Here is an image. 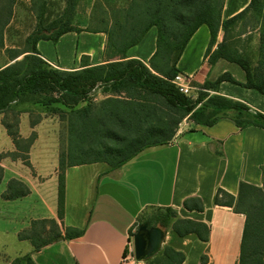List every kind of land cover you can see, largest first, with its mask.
Masks as SVG:
<instances>
[{"label": "crops", "instance_id": "obj_1", "mask_svg": "<svg viewBox=\"0 0 264 264\" xmlns=\"http://www.w3.org/2000/svg\"><path fill=\"white\" fill-rule=\"evenodd\" d=\"M250 0H224L221 21L242 10ZM152 32L147 49L139 48ZM143 39L128 49L127 55L147 62L155 51L156 30L150 28ZM220 30L217 41H221ZM200 35V40L195 41ZM210 39L202 24L186 44L177 68L196 85L214 80L224 72L244 81V71L233 62L219 59L210 64L204 57ZM106 34L101 29L68 31L56 42L39 40V56L61 70L94 66L108 61ZM216 45L213 46L215 48ZM21 57V56H20ZM19 57V58H20ZM0 58V68L10 63ZM102 99L105 96L97 89ZM216 93L246 104L252 112L264 114V95L229 81H222ZM33 106L41 118L32 125L30 112L19 116V134L35 139L28 148L30 165L20 157L0 156L3 175L0 181V239L17 240L11 258L30 255L35 264H138L133 257L131 233L140 219L152 210L176 213L165 230L164 244H171L184 254L182 264H239L245 215L233 206L216 204L218 189L237 196L241 182L261 186L264 164V128L239 127L232 109L211 125L195 123L189 118L178 124L174 137L165 144L146 147L122 166L112 169L105 162L77 164L64 171L63 216H58V155L62 142L55 117ZM223 112V111H222ZM0 114V154L18 151L2 123ZM185 119V120H186ZM10 179L22 181L29 192L15 199H5ZM198 198L201 210L187 209L189 198ZM190 203V202H189ZM55 219L65 227L82 229L71 239L58 238L34 249L29 240L19 239L18 232L34 219ZM177 218H188L208 227L205 239L196 233L183 236L171 230ZM158 226V225H157ZM134 234V233H133Z\"/></svg>", "mask_w": 264, "mask_h": 264}, {"label": "trees", "instance_id": "obj_2", "mask_svg": "<svg viewBox=\"0 0 264 264\" xmlns=\"http://www.w3.org/2000/svg\"><path fill=\"white\" fill-rule=\"evenodd\" d=\"M14 3L15 0H0V50L4 47V30L12 18ZM75 3V0H67L64 14L37 24L25 38L24 49H6L12 62L0 68L2 123L20 151L0 156L20 157L30 165L28 148L36 133L33 131L27 138H22L18 126L19 116L24 111L30 112L32 125L38 123L41 115L33 112L34 105H40V111L46 114H58L66 123L58 155L57 206L60 218L64 206V171L68 166L105 162L112 169L118 168L144 148L168 143L183 118L211 125L224 109L236 111L233 119L241 128L249 125L264 128V114L252 112L246 104L219 94L208 96L205 91H200L197 98L192 99L172 82L174 76L180 74L177 62L186 44L205 24L210 33L204 54L207 61L210 64L219 59L233 62L245 76L240 82L224 72L213 81L206 80L201 87L217 91L222 81H229L264 95V74L260 75L250 58L239 51L237 41L228 39V32L233 31L239 22L242 26L235 36L251 31L245 30L251 23L245 17L257 5H261L264 13V0H250L242 10L223 21L220 11L224 0L218 3L216 0H129L125 7L110 8L111 18L106 22L107 26L94 28L101 29L107 36L108 61L61 70L39 56L36 44L42 39L56 42L68 31L81 30L71 23ZM152 27L156 30L155 51L149 60L145 63L129 57L128 49L137 45ZM221 28L223 38L216 42ZM96 87L101 89L104 98H94ZM204 98H207L205 103L195 108ZM261 171V186L241 182L237 196L218 189L214 198L216 204L233 206L235 211L245 215L239 264H264V164ZM2 175L0 166V181ZM28 192L22 181L10 179L2 197L15 199ZM184 205L189 210L202 209L201 201L195 197L185 200ZM165 210V214L153 215V220L150 217L140 219L136 229L142 222L168 229L170 219L176 217V213L170 208ZM171 230L180 236L196 233L202 239L208 234L204 223L188 218L175 219ZM82 233V229L70 226L62 231L55 219L42 218L32 220L28 227L18 232V238L29 240L34 249H40L55 239H71ZM183 260V252L165 244L155 256L141 261L146 264H182ZM10 264L35 262L30 255H23Z\"/></svg>", "mask_w": 264, "mask_h": 264}, {"label": "rangeland", "instance_id": "obj_3", "mask_svg": "<svg viewBox=\"0 0 264 264\" xmlns=\"http://www.w3.org/2000/svg\"><path fill=\"white\" fill-rule=\"evenodd\" d=\"M128 1L129 0H75L76 3L72 12L71 23L82 30L103 28L107 26L106 22H109L111 18L110 8L115 6L125 7ZM218 1L219 0H216L217 3ZM66 3L67 0H15L12 18L4 30V47L0 50V58L4 59L7 56L6 49H24L25 38L32 32L35 26L42 22L46 23L51 21L64 14L67 5ZM245 20H251V23H248L245 27V30L251 29V31H246L239 37L235 36V33L242 26V23L239 22L233 31L228 32V39L231 41H237L239 51L250 58L255 70L261 75L264 74V13L261 5H257L253 8L252 11L245 17ZM223 33V28H221L219 33L221 39L223 38ZM151 34L152 32L147 33L145 40L139 48L144 50L150 47L152 39ZM199 40L200 35L195 41ZM234 65L242 70L237 64ZM191 84L200 88L199 90H193L192 94H194V97H197L200 91H205L208 96L218 94L212 89H201V85H196L194 81H191ZM94 96L99 98L101 97V94H98L96 90ZM206 100L207 98H204L202 101L197 103L195 108L201 107ZM224 110H222L223 112L220 110L219 115L225 113L226 111ZM232 112L236 113L234 109H232ZM52 116L55 117V120L59 124L58 128L59 132L61 131L60 135L64 134L65 136V121H61L58 114ZM183 119V121H187L186 118ZM64 136L61 139L64 140ZM62 144H60V146ZM166 212L167 211L152 210L149 212V217L153 220V215L165 214ZM16 241L17 240H10L9 238L6 240L0 239V264H5L4 261L11 258L9 255H14L15 250L18 249L15 244ZM14 259L12 258L11 261ZM138 264L146 263L140 261Z\"/></svg>", "mask_w": 264, "mask_h": 264}, {"label": "water", "instance_id": "obj_4", "mask_svg": "<svg viewBox=\"0 0 264 264\" xmlns=\"http://www.w3.org/2000/svg\"><path fill=\"white\" fill-rule=\"evenodd\" d=\"M165 230L160 226H149L142 222L137 226L133 236V254L136 261L155 256L163 247Z\"/></svg>", "mask_w": 264, "mask_h": 264}, {"label": "built area", "instance_id": "obj_5", "mask_svg": "<svg viewBox=\"0 0 264 264\" xmlns=\"http://www.w3.org/2000/svg\"><path fill=\"white\" fill-rule=\"evenodd\" d=\"M173 84L177 87V89L183 93L186 96L191 97L192 99H196L197 97H194V94H192L193 90L195 89H200L194 85L191 84V80L189 77H186L184 75L181 74H177L176 76H174V78L172 79ZM99 87H96V90ZM203 90H206L204 88H201ZM94 98L96 99V96H94ZM134 257V256H133ZM140 262V261H139Z\"/></svg>", "mask_w": 264, "mask_h": 264}]
</instances>
